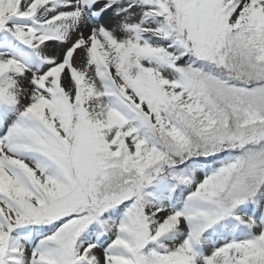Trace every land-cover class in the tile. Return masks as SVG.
<instances>
[{
	"label": "snow or ice",
	"instance_id": "obj_1",
	"mask_svg": "<svg viewBox=\"0 0 264 264\" xmlns=\"http://www.w3.org/2000/svg\"><path fill=\"white\" fill-rule=\"evenodd\" d=\"M0 264H264V0H0Z\"/></svg>",
	"mask_w": 264,
	"mask_h": 264
}]
</instances>
